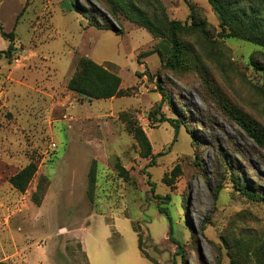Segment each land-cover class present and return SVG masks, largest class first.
<instances>
[{
  "label": "rangeland",
  "instance_id": "1",
  "mask_svg": "<svg viewBox=\"0 0 264 264\" xmlns=\"http://www.w3.org/2000/svg\"><path fill=\"white\" fill-rule=\"evenodd\" d=\"M137 2L153 13L148 0ZM162 3L171 20L191 25L194 15L206 24V34L183 36L197 63L188 72L147 55L161 39L120 13L113 19L100 0H0V25L14 37L0 60V264H154L141 254L139 234L159 264H232L235 240L264 244V201L234 194L232 185L237 175L264 198V147L232 116L264 128V77L251 65L264 50L221 38L208 0ZM9 46L0 33V53ZM83 57L118 74L130 96L89 101L70 91ZM151 112L181 124L176 141L174 127L152 124ZM124 114L147 133L153 154H163L155 166L147 168L151 158ZM30 163L38 169L21 192L10 179ZM158 205L172 215L182 256Z\"/></svg>",
  "mask_w": 264,
  "mask_h": 264
},
{
  "label": "trees",
  "instance_id": "2",
  "mask_svg": "<svg viewBox=\"0 0 264 264\" xmlns=\"http://www.w3.org/2000/svg\"><path fill=\"white\" fill-rule=\"evenodd\" d=\"M100 1L107 7L108 13L113 19L116 20L117 15L120 13L126 19L148 30L155 38L161 39L162 42L147 55L157 54L161 59L163 68L173 72H188L195 68L197 63L193 58L192 47L184 41L183 36L192 30L206 34L207 28L204 21L197 20L194 15H191V19L193 18V23L191 25L182 23L181 21L171 20L162 0H148L146 6H149L150 9L153 10L152 14L142 10L137 0ZM208 2L220 21L219 36L221 38L242 40L255 44L264 50V0H208ZM74 5L76 9H79L80 6L76 3H74ZM99 23L100 22L96 21L93 22L92 25L100 26ZM107 29H115V26L110 25ZM0 33L10 42L7 52L0 53L1 60L4 54H10L13 51L14 48L12 44L14 42V37L12 33L4 31L1 25ZM251 61V65L264 77V53H262V59H253ZM122 85V79L118 74L90 58L83 57L79 61L75 74L68 83V89L75 92L81 99L87 98L89 101H93L130 96V89H123ZM159 87V89L163 90L161 85H159ZM232 116L238 121L245 133L257 146L264 147V128L248 116L240 115L239 113L232 114ZM124 117V120L129 124V131L132 133L141 149L142 157L146 159L151 158V162L148 164L147 168L155 166L157 158L163 154L154 155L151 141L144 129L140 125L134 123L129 118L128 114H124ZM151 121L152 124L170 123L176 130L174 139V141H176L181 124L178 122L175 123L174 120L164 115L158 118L155 112H151ZM186 127L190 126L186 125ZM190 134L196 141L195 133L190 130ZM147 168L143 170V173L148 178L147 183L151 186V192L154 198L160 200L162 203L164 197L156 193L157 184L152 181V175ZM37 169L35 163H30L10 179L11 184L17 190L25 192L35 176ZM116 169L121 176L127 177L128 171L119 162L116 163ZM178 170L179 167L176 168V172H174L171 178H166V182L169 185H171L170 182L177 177ZM234 177L235 178L232 180L234 194H242L246 199L256 202L264 201L263 196L254 193L247 184H242V182L238 180L237 175ZM95 183L96 167L93 168L90 174L91 193L94 192ZM44 189V183H41L35 195L36 199L40 200V197L44 194ZM158 206L160 213L164 214L169 222L170 238L179 247L177 256H182L183 244L174 238V222L172 215L167 207ZM138 239L141 254L154 264H159L157 260L149 256L144 250L143 240L140 234ZM250 249H252V253H249ZM231 251H235V253L230 254L232 264H264V244H257L254 246L250 245V243H244L241 240H235L234 245L231 247ZM174 264H177V262Z\"/></svg>",
  "mask_w": 264,
  "mask_h": 264
},
{
  "label": "built area",
  "instance_id": "3",
  "mask_svg": "<svg viewBox=\"0 0 264 264\" xmlns=\"http://www.w3.org/2000/svg\"><path fill=\"white\" fill-rule=\"evenodd\" d=\"M17 62H18V60H17Z\"/></svg>",
  "mask_w": 264,
  "mask_h": 264
}]
</instances>
